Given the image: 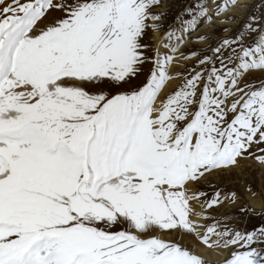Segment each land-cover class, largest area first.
<instances>
[{"label":"snow or ice","instance_id":"obj_1","mask_svg":"<svg viewBox=\"0 0 264 264\" xmlns=\"http://www.w3.org/2000/svg\"><path fill=\"white\" fill-rule=\"evenodd\" d=\"M172 7L0 0V264H264V0Z\"/></svg>","mask_w":264,"mask_h":264},{"label":"rangeland","instance_id":"obj_2","mask_svg":"<svg viewBox=\"0 0 264 264\" xmlns=\"http://www.w3.org/2000/svg\"><path fill=\"white\" fill-rule=\"evenodd\" d=\"M163 2L165 4H171L173 5L170 15H169V21L172 19V17L175 15V13L177 11H179L181 8L188 6L192 3V0H163ZM241 2H243V0H241ZM249 2L251 3L252 0H249ZM240 11H244L243 9H241ZM238 25H233L232 27H237ZM211 26L210 25H206V24H202L197 32L192 33V36H190L188 39L191 41L192 37L197 36V35H202L206 32L209 31V28ZM157 35H162L161 34H157ZM221 35H228V33H221ZM152 34L149 33V39H151ZM191 47H203V42H199L195 45H192L191 43H189L186 48H191ZM248 179H252L251 175H249L248 173L244 174ZM257 188L256 190L260 193L259 195H257L255 198L251 197L250 195L248 196V201L249 203L254 206L257 211H261L264 210V181H261L259 179L260 174L257 173ZM235 179V178H234ZM253 223H256L255 220L252 221ZM215 258V257H213Z\"/></svg>","mask_w":264,"mask_h":264},{"label":"bare ground","instance_id":"obj_3","mask_svg":"<svg viewBox=\"0 0 264 264\" xmlns=\"http://www.w3.org/2000/svg\"><path fill=\"white\" fill-rule=\"evenodd\" d=\"M157 39H159V35H157Z\"/></svg>","mask_w":264,"mask_h":264}]
</instances>
